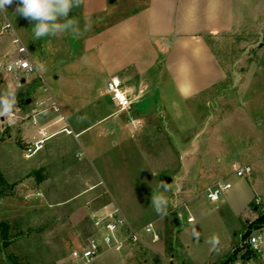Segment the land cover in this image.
I'll return each mask as SVG.
<instances>
[{
	"label": "rangeland",
	"instance_id": "rangeland-1",
	"mask_svg": "<svg viewBox=\"0 0 264 264\" xmlns=\"http://www.w3.org/2000/svg\"><path fill=\"white\" fill-rule=\"evenodd\" d=\"M84 4L69 13L79 35L39 40L32 23L14 14L15 0L0 13V94L11 91L17 100L15 122L0 124V264H77L72 250L100 238L92 215L115 207L134 229L151 223L157 238L143 234L141 242L120 251L104 246L91 264H234L264 213L263 26L225 38L257 42L254 48L212 49L226 77L204 92V81L195 77L200 52L176 48L172 75L158 49L155 66L143 74L149 86L132 107L119 110L105 89L109 71L134 69L154 53L137 42L143 35L139 17L110 10L90 15ZM20 49L33 71L7 72ZM177 59L196 68L188 96L181 89L186 67L181 74ZM54 110L63 126L31 138L27 128L35 114ZM49 136L30 157L24 155L29 142ZM244 164L252 167L249 177L234 172ZM36 172L45 176L42 182ZM221 180L231 187L212 202L207 188ZM161 193L168 200L164 216L152 204Z\"/></svg>",
	"mask_w": 264,
	"mask_h": 264
},
{
	"label": "crops",
	"instance_id": "crops-1",
	"mask_svg": "<svg viewBox=\"0 0 264 264\" xmlns=\"http://www.w3.org/2000/svg\"><path fill=\"white\" fill-rule=\"evenodd\" d=\"M100 2L97 5L85 4L87 13L90 15L106 14L109 10L113 14L115 11L121 12L127 17H139L137 22L143 25L141 39L153 50L154 55L146 63H139L134 69L130 65H119L109 71L107 81L112 77H117L122 81L124 89L127 90L133 103L138 100L139 93H142L149 86V80L144 78V73L155 66L160 55L158 49L162 50V55L166 54L167 61L164 70L170 71L173 75V69L169 64L173 60L174 50L178 47H186L194 49V52H200L201 67L200 73H195L196 68H189L191 65L189 60L177 59L175 64L178 66L179 72L183 69L186 84H182L181 89L185 95L191 94L194 87L188 81L197 80L204 81L200 84L201 91H206L215 85L220 84L225 79V66L218 55L215 58L212 54L213 48H254L257 42L238 40L228 41L230 34H237L239 38L242 34L257 32L256 26L261 24L264 32V0H88ZM122 2H124L122 4ZM126 2V3H125ZM138 3V4H137ZM100 4V5H99ZM118 8L119 11H118ZM125 8L129 11L124 12ZM129 19V18H127ZM262 20V21H261ZM260 44V42H259ZM147 47V48H148ZM262 47V46H261ZM171 49V51H169ZM264 49V44H263ZM166 50V51H164ZM239 61V60H238ZM148 62V63H147ZM197 65H200L198 63ZM239 69V62L237 65ZM152 69V68H151ZM191 69V70H190ZM177 70V69H176ZM177 70V71H178ZM236 70V69H235ZM172 71V72H171ZM195 77H190L194 76ZM244 77H242L243 79ZM244 80V79H243ZM106 81V82H107ZM218 87V86H217ZM104 89V88H103ZM106 89V87H105ZM219 88H217V91ZM137 91V92H136ZM241 91V90H239ZM136 92V94H134ZM54 101V95L51 96ZM116 106V105H115ZM55 111V112H54ZM38 116L35 114L36 123L30 122L27 132L36 139L40 138V132L49 133L53 126H63L60 124V117L57 111ZM60 111V109H59ZM71 124L74 118L70 116ZM73 119V120H72ZM82 129L77 134L83 132ZM61 131V130H60ZM58 131V132H60ZM56 132V133H58ZM52 134L51 136L55 135ZM39 136V137H38ZM51 136L44 138L43 141ZM29 141H32L29 139ZM42 141V143H43ZM30 143V142H29ZM41 143V145H42ZM250 150L245 154L249 155Z\"/></svg>",
	"mask_w": 264,
	"mask_h": 264
},
{
	"label": "built area",
	"instance_id": "built-area-1",
	"mask_svg": "<svg viewBox=\"0 0 264 264\" xmlns=\"http://www.w3.org/2000/svg\"><path fill=\"white\" fill-rule=\"evenodd\" d=\"M5 27H9V25ZM17 61H21L22 66H17ZM6 70L7 72L22 71L30 73L33 71V65L29 55L20 49L17 51V55L7 64ZM106 89L111 96V100L119 110H126L131 107L132 99L127 90L124 89L122 81L119 78L112 77L108 80ZM33 122L36 123V120ZM40 133L42 135L46 134L44 131ZM43 140L40 139L30 142L26 146L24 155L30 157L40 148ZM234 172L237 176L249 177L252 172V167L250 164H244L239 166ZM230 187L231 183L229 181H218L207 188L206 197L212 202L219 201L221 200L222 192ZM92 219L100 238H92L83 246L72 250L71 257L77 264H91L93 260L102 254L104 246L115 251H120L128 244L141 242L143 234H153L154 238H157V234L154 232L151 223L141 229H134L116 207L102 215H92ZM186 221L191 223L194 221V217L189 216ZM234 264H264V224L250 230L241 247L240 253L234 258Z\"/></svg>",
	"mask_w": 264,
	"mask_h": 264
},
{
	"label": "clouds",
	"instance_id": "clouds-1",
	"mask_svg": "<svg viewBox=\"0 0 264 264\" xmlns=\"http://www.w3.org/2000/svg\"><path fill=\"white\" fill-rule=\"evenodd\" d=\"M14 0H0V13L8 11V6ZM15 15H19L32 23V31L35 39L39 40L48 36H57L66 32L79 35L78 23L69 18V13L73 8H78L82 0H15ZM89 24L85 25L87 30ZM17 66H22L21 61H17ZM16 96L9 91L0 94V117L4 119L0 124H12L16 119ZM167 190V185H161ZM152 204L155 211L161 215H167V198L161 193L152 197ZM193 235L199 239V233L193 229ZM213 245L218 243L215 237L210 241ZM255 243V242H254Z\"/></svg>",
	"mask_w": 264,
	"mask_h": 264
},
{
	"label": "trees",
	"instance_id": "trees-1",
	"mask_svg": "<svg viewBox=\"0 0 264 264\" xmlns=\"http://www.w3.org/2000/svg\"><path fill=\"white\" fill-rule=\"evenodd\" d=\"M36 181L39 183V182H42L45 178V176L41 173V172H36ZM257 225L258 226H261L264 224V213H262L258 219H257ZM261 224V225H260ZM256 227V226H255ZM254 228V227H253ZM251 230V229H250Z\"/></svg>",
	"mask_w": 264,
	"mask_h": 264
},
{
	"label": "water",
	"instance_id": "water-1",
	"mask_svg": "<svg viewBox=\"0 0 264 264\" xmlns=\"http://www.w3.org/2000/svg\"><path fill=\"white\" fill-rule=\"evenodd\" d=\"M3 119V117H1V120ZM162 181L164 182V183H168V182H170V178H167V177H163L162 178Z\"/></svg>",
	"mask_w": 264,
	"mask_h": 264
}]
</instances>
